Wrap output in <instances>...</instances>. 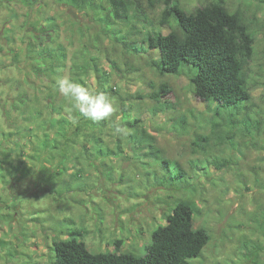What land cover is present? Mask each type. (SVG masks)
<instances>
[{
	"label": "rangeland",
	"instance_id": "obj_1",
	"mask_svg": "<svg viewBox=\"0 0 264 264\" xmlns=\"http://www.w3.org/2000/svg\"><path fill=\"white\" fill-rule=\"evenodd\" d=\"M141 1L146 9L144 21H135L134 26H120L123 33L130 34V42L136 40L129 48L142 53H135L112 41L109 32L95 26L92 19L85 15L80 19L77 12L54 0L34 1L32 11L20 0H0V144L5 132H14L21 125L14 124L12 119L8 121L4 108H9L20 90H26L33 97L38 93L32 85L46 84V80L35 78L30 69L29 53L38 49L33 36L38 35L40 25L57 24L60 40L66 46L72 42V46H68L70 55L81 44H87L100 68L111 74L110 85L124 96V101L113 100L118 119L122 109L130 106L131 117L141 118L149 133L155 134L160 156L169 160L172 170L181 164L186 173H192V181L187 175L186 180L190 181L189 186L198 183V191L191 188L177 191L179 178L170 177L167 182L161 176L164 170L156 163L157 156L145 155L146 152H136L135 158L134 152H126L121 157H113L105 167L100 166V162L94 166L85 162L69 163L59 178L38 185L31 179L21 182L8 179L4 184L0 182V264H51L56 258L53 242L73 237L85 241L92 253L111 251L144 256L152 243L153 231L167 223L166 213L178 199L184 198L193 199L201 209L194 217L195 227L205 228L211 237L202 255L190 259L191 264H253L246 254L254 242L263 247L260 261L264 264V233L259 227L264 223V135H256V145L249 141L251 136L246 141L237 137V149L224 145L217 151L218 155L221 159L231 158L232 167L219 171L211 166L208 173L199 171L197 178L189 160L204 156L193 153L192 142L199 133H209L212 112L205 101L195 97L189 77L162 76L148 65V61L160 53L158 49L147 48V42H142L143 34L147 31L168 33L177 22L172 18L175 23L160 25L164 5L160 3L150 10L146 0ZM180 1L190 11L207 0ZM228 3L233 10L247 4L251 13L256 11L264 20V0H228ZM71 21H75L82 32L76 27L71 33ZM261 31L256 34L253 63L260 77L253 95L264 130V38ZM13 34H17L14 39ZM22 36L25 39L21 41ZM15 53L18 58L14 57ZM91 79L93 89L97 86L96 75ZM162 86L168 90L161 93L162 102L167 101L171 108L158 115L152 114L157 105L153 100L130 98L138 93L147 96ZM39 100L42 102L41 98ZM69 109L67 106V111L71 112ZM158 128L162 132L156 133ZM26 135L24 132L14 138L24 142ZM111 143L114 145V140ZM7 207L11 215L12 211L16 213L12 218L2 217ZM21 227L26 238L22 236ZM76 229L81 234L71 235ZM30 233L35 235L30 237ZM116 240H123L119 247Z\"/></svg>",
	"mask_w": 264,
	"mask_h": 264
},
{
	"label": "trees",
	"instance_id": "obj_2",
	"mask_svg": "<svg viewBox=\"0 0 264 264\" xmlns=\"http://www.w3.org/2000/svg\"><path fill=\"white\" fill-rule=\"evenodd\" d=\"M20 1L32 11L35 8L34 1L37 0ZM54 2L68 6L73 12H77L76 15H80V19L81 15L92 19L95 26L105 28L111 40L121 44L125 50L142 53L129 48L136 40L130 42V34L123 33L120 28L123 24L134 26L135 21H144L146 9L143 8L141 0ZM146 2L150 10L160 3L164 5L160 25L171 24L172 21L175 23L173 19L177 22L168 33L155 31L153 34L147 31L143 34L145 37H142V42H147V48L158 49L160 53L158 57L151 58L148 65L162 76L182 74L189 77L195 97L205 101L208 110L212 112L209 133L196 134L197 137L192 142L193 153L204 157L190 159V169L196 172L197 178L199 171L208 173L211 166L219 171L230 169L233 163L231 158L221 159L217 151L224 145L237 149V137L246 141L251 136L249 141L256 145V135H264L263 122L260 113L255 109L253 95L260 77L253 65L256 34L262 28L261 34L264 38V20L259 18L256 11L251 13L247 4L233 10L228 0H207L190 11L181 5L180 0ZM74 22H70L71 33L78 27ZM37 29L38 35L33 38L37 40L38 49H32L28 59L35 78L46 80V84L32 85L38 93L33 97L26 90H20L9 108H4L7 120L11 122L12 119L14 124L21 125L14 132L4 133V141L0 144V182L4 184L8 179H13V182L31 179L38 185L59 178L63 171L66 172V167L63 170L62 163H57L59 156L64 158L61 159L63 163L73 155L78 163L85 162L94 166L100 162V166L105 167L113 157H121L126 152H134V158L136 152H146L145 155L150 153L157 156L156 163L164 170L161 176L165 180L170 177L179 178L177 191L191 188L197 192L198 183L189 186L192 173H186L181 164L171 169L169 160L158 153L155 134L149 133L141 118L131 117L130 106L122 109L120 119L115 113L113 117L102 121L83 117L73 109L72 104L59 90L58 81L61 79H69L91 89V78L94 74L97 86L92 90L103 92L112 101H124V96L115 91L117 87L110 85L111 74L100 68L87 44H81L70 55L68 46H72V42L66 46L60 40L59 25H40ZM78 31L82 32L80 27ZM16 35L13 34L11 38L14 39ZM24 39L22 36L19 40ZM18 56L14 54L15 58ZM47 60L50 63L47 64ZM166 86L147 96L138 93L130 98L144 100L147 97L153 100L157 105L152 114L158 115L171 108L167 101L162 102L161 93L168 91ZM243 101L246 104L240 105ZM67 106L71 112L67 111ZM114 123H119L123 129L121 133L115 132ZM156 131L159 133L162 129L158 128ZM24 132H27L24 142L14 138ZM36 137L38 140H35ZM109 137L112 138L111 141L114 140V145L107 140ZM10 143L14 144L9 146ZM75 147H81L83 152L76 155ZM146 163L147 167L150 166L148 160ZM186 175L190 181L186 180ZM13 208L15 210L16 205ZM200 213L201 209L193 199H178L170 212L166 213L167 223L153 231L152 243L147 246L144 256L111 251L92 253L85 241L73 237L53 242L56 258L51 264H191L190 259L200 257L211 239L205 228L195 227L194 217ZM259 227L264 233V223L261 222ZM73 234H81V231L76 229L71 235ZM122 242L123 240H116L115 244L119 247ZM262 251L263 247L254 242L246 257L253 264H262Z\"/></svg>",
	"mask_w": 264,
	"mask_h": 264
},
{
	"label": "clouds",
	"instance_id": "obj_3",
	"mask_svg": "<svg viewBox=\"0 0 264 264\" xmlns=\"http://www.w3.org/2000/svg\"><path fill=\"white\" fill-rule=\"evenodd\" d=\"M58 87L73 109L83 117L93 121L108 120L117 111L114 102L103 92L94 91L69 79L59 80ZM113 126L116 133L123 131L119 123H114Z\"/></svg>",
	"mask_w": 264,
	"mask_h": 264
},
{
	"label": "crops",
	"instance_id": "obj_4",
	"mask_svg": "<svg viewBox=\"0 0 264 264\" xmlns=\"http://www.w3.org/2000/svg\"><path fill=\"white\" fill-rule=\"evenodd\" d=\"M76 148V155L78 154V153H80V152H83L82 151V148L81 147H75ZM70 158V159H69ZM69 158H67L68 160L67 161H65L64 163L63 162H61V159H64V158H62L61 156H59L57 159H58V162L57 163H62V166H64V167H68V164L70 163L71 165H77V164H79L77 161H76V156H73V155H71ZM75 159V160H74ZM55 163H56V161H55ZM6 207V206H5ZM8 210H9V208L7 207V211H4L3 212V215H6V216H9V215H11L9 212H8ZM4 213H6V214H4ZM12 213V215H15L16 213L14 212V211H12L11 212ZM12 215L10 216L11 218H12ZM10 218V219H11ZM9 219V220H10ZM18 226V225H17ZM18 228H20L19 226H18ZM21 229H23V227H21ZM23 231H24V229L22 230V236H23V238H26L25 236H24V234H25V231H24V233H23ZM35 235V233L34 234H32V233H30L28 236H34ZM0 239H1V237H0ZM28 239V238H27ZM27 239H25V240H27Z\"/></svg>",
	"mask_w": 264,
	"mask_h": 264
}]
</instances>
